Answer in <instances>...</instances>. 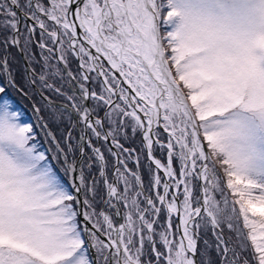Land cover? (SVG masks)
Listing matches in <instances>:
<instances>
[{"label":"rangeland","instance_id":"rangeland-1","mask_svg":"<svg viewBox=\"0 0 264 264\" xmlns=\"http://www.w3.org/2000/svg\"><path fill=\"white\" fill-rule=\"evenodd\" d=\"M96 1L102 5L104 0ZM146 1L130 0V4L138 3L141 8L137 20L140 32L144 36L146 30L150 31L148 40L155 50L156 26L152 16H156L157 25L161 23L175 83L185 91L200 127L201 139L194 133L184 108L179 106L177 116L172 100H159L162 119L154 114V123L170 131L171 136L159 133L156 138L161 143H169V137L175 139L171 144L174 161L170 164L166 146L156 144L154 152L161 156L157 159L162 160L164 171L168 170L167 179L177 195L183 200L189 198L184 202L183 217L189 218L192 211H199L200 188L205 201V213L193 223L194 232L185 229L187 245L197 241L198 264H264V0H150L153 15ZM13 2L22 14V21L25 15L32 14L28 0ZM53 2L58 17L66 0H61L62 4L58 0ZM112 6L117 17L121 16L117 6ZM17 13L11 4L0 1V60L7 57L0 64V83L7 85L5 66L9 74L12 72L11 82L32 97V80L37 82L26 77L13 44ZM51 28L49 22L39 20L30 24L23 21L18 30L31 75H44L41 73L49 63L47 54L52 48V38L47 34ZM144 50L147 64H151L149 60L153 56L147 44ZM141 70L146 71L142 65ZM157 72L160 74L159 69ZM145 74L139 75L138 82L131 77V84L137 91L140 89L143 97L146 90L154 97V83ZM130 119L139 127L133 116ZM33 131L20 111L11 110L6 101L0 102V240L10 242L18 252L25 247V255L38 256L46 264L59 261L90 264L81 238L66 225V208L55 206V209L53 199L41 203V191L54 181L35 163L37 157L28 151L32 149L29 143H40ZM160 178L161 181L153 180L152 174L150 177V184L159 196L166 186L163 177ZM25 199L32 200L34 206L49 209L26 214L17 225L11 209L19 202L27 206ZM59 216L63 222L58 221ZM164 230L160 228L155 233L161 242L166 240ZM148 239L150 236H143V246H134L129 253L140 264H159L157 260L161 259L160 254H165L166 246L150 244ZM16 244L23 247L18 248ZM183 246L181 237L174 241L170 247V264L192 261ZM51 255L56 259L49 261Z\"/></svg>","mask_w":264,"mask_h":264},{"label":"flooded vegetation","instance_id":"flooded-vegetation-1","mask_svg":"<svg viewBox=\"0 0 264 264\" xmlns=\"http://www.w3.org/2000/svg\"><path fill=\"white\" fill-rule=\"evenodd\" d=\"M53 1L28 0L32 14L31 17L25 15L23 19L26 24L44 20L52 26L51 32L47 31L52 38V48L47 54L49 63L44 65V72L41 73L44 75H31L25 51L20 55L15 50L21 57L26 77L39 84L32 80L33 96L25 91L23 93L14 81L11 82L14 80L12 72L10 76L5 75L7 85L3 81L0 83V102L6 101L11 110L20 111L26 122L32 125L34 134L40 138L38 144L29 143L32 149L28 151L37 157L35 163L42 166L44 173L47 172L54 181L52 186H45L41 191V203L45 204L53 199L55 205L52 206L55 209L59 206L66 208V225L81 238L82 249L86 251L90 264L93 262L88 245L92 246L98 264H119L118 254L123 255L125 250L129 251L134 246H143V236H150V244L172 247L174 241L180 238L179 229L189 227V224L183 223L182 215L184 202L189 198L184 201L179 197L177 205L169 180L166 182L164 175L154 165L152 155L158 157L154 152L156 143H148L149 133L168 136L170 131L156 123L154 126L148 125L151 131L147 132V125L138 119L140 116L135 108L136 101L127 97L132 95L119 84L118 78L111 71L105 67L102 70L96 68L90 56L74 42L73 28L67 22V7L62 5V11L57 17ZM119 9L122 10L121 7ZM21 15L20 13L17 18L19 29L23 23ZM52 18L59 26V34ZM124 20V15L114 20L118 33L115 35L120 39V34L124 36ZM63 23L65 27L61 25ZM73 45L77 47L79 55L75 54ZM7 55L4 54L5 57ZM2 60L0 64L3 65ZM132 109L137 116L131 113ZM162 112L163 110L155 111L158 119H162ZM132 116L139 127L131 121ZM151 117H155L153 112ZM156 126L160 130L157 131ZM168 153L172 164L173 152L170 149L166 156ZM151 174L153 180L161 181L162 176L165 181L166 186L161 196L157 195V190L150 184ZM71 183H74L75 190L81 194L82 211L78 207ZM26 199L25 202L30 207L27 204L24 207L22 204L25 203L19 202L17 207L11 209L16 224L26 214L49 209L34 206L32 200ZM67 219L70 220L69 223ZM58 221L63 222V217L59 216ZM160 228H164L167 233L165 242H161L155 234ZM0 242V264H46L45 259L25 255V247L22 245H14L23 247L24 250L18 252L10 246V242ZM117 242L121 248L116 246ZM160 255L161 259L157 263L160 261L159 264H166L167 259L170 264L169 249L165 250L164 255ZM54 256L51 255L49 261L56 259ZM61 263L59 261L54 264Z\"/></svg>","mask_w":264,"mask_h":264},{"label":"water","instance_id":"water-1","mask_svg":"<svg viewBox=\"0 0 264 264\" xmlns=\"http://www.w3.org/2000/svg\"><path fill=\"white\" fill-rule=\"evenodd\" d=\"M32 2H33V0H32ZM84 2H85V0H69L68 1L67 10H66V17L73 26V31H74L75 35L72 39L74 40V42L77 45H80L84 49V51L90 56V59L95 64L96 68H98L100 70L106 66L108 68V70L111 71L113 73V75H115L118 78L119 84H122L123 87L128 91V89H131V86L129 84V79L127 78V75L129 76V72H126L124 70V66H127V68H130L131 64L129 63V59L127 57L125 58L124 55L125 54H132V55L138 56L139 53L126 48V41L123 40V38H124L123 35L120 34V37H121L120 40L116 37L115 33L117 35H118V33H117L116 26L114 24V19H113L114 11H113L110 3H109V0L103 1L101 10L99 11V14H96L93 12L90 14L91 22L94 23V29H93L94 35H93L92 41L88 40V37L85 34V32L83 31L82 26L80 24V13L82 11V7H83ZM15 9L19 15L20 14L19 9H17V7H15ZM36 11L40 16L44 17V14H41L37 9H36ZM104 14L105 15L107 14V16H109V18L106 19ZM97 15H98V21L96 22V16ZM51 21L54 23V28H55L56 32L59 34V26L57 25V22L55 21L54 18H52ZM61 25H63V27L66 26L64 23ZM106 26L110 27L111 32L107 29ZM89 32L91 33V31H89ZM109 39H112L114 41V43H110ZM14 43H15V47L19 51L20 55H22L21 45H20V42L18 40L17 31L14 32ZM69 43L72 45L71 41ZM56 49H57V45H56ZM72 49L74 50L76 55H79L76 46L73 45ZM106 53H108L109 56L112 53H113V55L115 54L117 62L111 64L109 59H108V55H106ZM56 54H57V57H59L58 52H56ZM61 64H62V62H61ZM142 64L145 67L147 66L145 64V62H142ZM4 70L6 71V74L8 76H10V74L7 71L5 66H4ZM165 75H167V74H165ZM165 77H167V76H165ZM168 85L171 88V90L174 92V89L172 88V84H171L170 80H168ZM179 92H180V95L177 97L180 99L179 104L186 110V113L188 115V119L190 120L192 127L195 130L196 135H198V137L201 139L199 127H198L197 122L195 120L193 111L191 110V107H190L187 99L185 98L184 94L182 93V91L179 90ZM164 97H167V95L164 94ZM138 99H140V101L142 100L141 97H138ZM179 99H177V100H179ZM203 147L205 149V154L208 155V152H207L204 144H203ZM204 163L206 164V160H204ZM199 181L201 183L200 179H199ZM71 184H72V187L74 188L76 200L78 201V207L82 211L83 209H82L81 194H80V192H77L75 190L74 183H71ZM200 199H201L200 210L193 218H191L189 220L190 223L193 222L199 214L204 212L205 201H204L202 188H200ZM175 201L177 202V205H178L179 203H178L177 197H175ZM81 215H82V212H80V216ZM179 233H181L180 229H179ZM183 244L185 246L186 251H188L191 254V256L193 258V263L198 264L197 255H196V245L194 246L193 250L191 251V250H187L184 239H183ZM90 250H91V248H90ZM90 252L92 255V260L95 264V256H94L92 250ZM125 256H126V253H125ZM126 258H127V256H126ZM128 263L135 264L131 260L128 261ZM166 264H168L167 259H166Z\"/></svg>","mask_w":264,"mask_h":264},{"label":"bare ground","instance_id":"bare-ground-1","mask_svg":"<svg viewBox=\"0 0 264 264\" xmlns=\"http://www.w3.org/2000/svg\"><path fill=\"white\" fill-rule=\"evenodd\" d=\"M86 1V0H85ZM94 2V0H87V2L85 3L87 6L86 7H88V9L86 10V11H84L85 10V8H84V6L82 7V11H81V13H80V24H81V26H82V29H83V31L85 32V34L87 35V37H88V40H90V41H92L93 40V33H94V31L91 29V28H93V26H94V23H92L91 22V19H90V17H87L86 16V12L87 13H96V14H98L99 13V11H100V7H98V5L97 4H95V3H93ZM116 11V10H115ZM81 14H83V16H81ZM98 21V15L96 16V22ZM67 22L70 24V26L73 28V26H72V24L70 23V21L69 20H67ZM118 22V21H117ZM120 23L118 22V26H120L119 25ZM91 27V28H90ZM91 29V30H90ZM89 31H91V33L89 32ZM109 40H111V39H109ZM80 52H81V50H80ZM106 55H108V59H109V61L111 62V64H113V63H115V62H117V59H116V56H115V54L113 55V53L112 54H110V56H109V54L108 53H106ZM134 63V61H132L131 62V65H134L133 64ZM139 66V65H138ZM136 67V66H135ZM100 70H102V69H100ZM141 70V69H140ZM146 75V74H145ZM140 90V89H139ZM137 91L134 87H131V89H128V92H129V94H131L132 96H127L130 100H131V98H134V100L136 101V103H137V105L135 106V108H136V111L139 113V118L138 119H140L141 120V122L146 126L147 125V128H148V125L149 124H152V126H154L155 125V123H154V120L152 119V121H150V119L152 118L151 117V113H150V110H152V101H151V99L149 98V97H147V96H145V97H143L142 96V94L140 95L139 94V92L140 91ZM137 96L138 97H141L142 98V102H140L138 99H137ZM137 99V100H136ZM138 101H139V103H138ZM131 113H133L135 116H137L135 113H134V111H133V109H132V112ZM139 120V121H140ZM154 139V138H153ZM168 158H170V154H168ZM158 166L160 167V168H162L163 170H164V166L160 163V162H158ZM165 174H166V176L168 177V175H169V173H168V170H166L165 171ZM174 191L176 190V189H173ZM190 212V211H189ZM196 213H194L193 211H192V213L189 215L190 217H194V215H195ZM184 223V222H183ZM186 230L185 229H182V233H183V236L184 235H186V232H185ZM187 247L190 249V250H192L193 248H194V244L193 243H189L188 245H187ZM188 261V263L189 264H191V260L189 259V260H187ZM137 263H139L138 261H136Z\"/></svg>","mask_w":264,"mask_h":264}]
</instances>
